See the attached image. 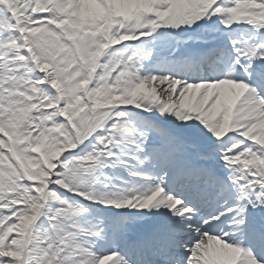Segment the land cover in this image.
<instances>
[{
    "label": "snow or ice",
    "instance_id": "snow-or-ice-1",
    "mask_svg": "<svg viewBox=\"0 0 264 264\" xmlns=\"http://www.w3.org/2000/svg\"><path fill=\"white\" fill-rule=\"evenodd\" d=\"M0 264H264V0H0Z\"/></svg>",
    "mask_w": 264,
    "mask_h": 264
}]
</instances>
